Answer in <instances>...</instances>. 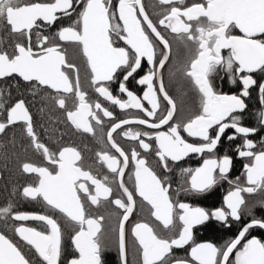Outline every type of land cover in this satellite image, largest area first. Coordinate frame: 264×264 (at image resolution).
I'll use <instances>...</instances> for the list:
<instances>
[{"label": "snow or ice", "instance_id": "obj_1", "mask_svg": "<svg viewBox=\"0 0 264 264\" xmlns=\"http://www.w3.org/2000/svg\"><path fill=\"white\" fill-rule=\"evenodd\" d=\"M156 3L161 10L154 23L143 0H117L116 4L113 0L31 3L0 0V29L16 38L11 50L0 47V80L18 77L33 95L42 88L50 90L45 98L64 110L66 120L77 131L94 135L92 121L96 125H101L104 118L113 121L107 132V145L118 156L104 150L96 153L100 164L113 174L111 178L107 175L99 178L91 169H85L82 154L76 148L64 147L56 153L42 143L25 100H16L6 107L10 87L0 88V112H6V118L0 121V134H6L13 125H21L30 146L51 165V168L31 162L21 165L23 173L38 178L36 184L23 187L22 195L41 202L53 213H20L8 203L0 206V220L40 223L41 228L19 224L14 231L43 264H61L65 256L64 230L56 213L71 230L72 251L66 264H106L107 218L87 211V206L99 207L102 201L119 210L115 212L117 223L113 229L119 264H264V242L253 237L241 244L250 230L264 229V218L253 216L243 224L238 236L223 247L196 243L193 239V230L210 221L231 227L246 212L251 215L244 194L264 196V149L255 151L257 145L249 138L260 128L244 126L240 115L247 108L244 98L257 86L252 74H264V0H204L191 5L185 0H156ZM66 18V26L57 24ZM54 27L57 30L52 35L42 31ZM234 30L242 35L233 34ZM167 32L189 50L187 60L172 75L179 73L200 96L199 112L179 123L174 122L177 105L163 75L172 53ZM69 43L80 49L86 62L90 86L98 94L95 101L89 100L82 89L77 65L67 59L63 45ZM225 49L226 57L222 54ZM145 66L147 71L137 78L136 74ZM221 72L233 84H241L239 95L216 91L213 77ZM129 79L144 87L142 96L129 90ZM117 82L118 92L127 99L111 91V84ZM258 92L264 105V82L258 85ZM70 97L72 109L67 107ZM105 102L121 111L137 110L142 117L117 122ZM257 119L264 128V110L259 111ZM127 125L156 131L125 130ZM164 126L167 129L161 130ZM228 129L234 131L227 140L241 139L235 151L239 158L248 161L243 165V184L239 177L235 181L229 178L233 159L228 155L213 156L204 159L200 167L181 170L186 177L184 191L192 194H206L221 181L233 185L223 198V207L212 211L174 201L168 178L158 175L137 150L153 153L164 171L171 172L170 162L178 164L190 154L214 153ZM114 133L135 142L130 153L116 142ZM182 133L196 142H189ZM100 142L103 143L102 138ZM130 164L134 165V191L124 181ZM117 182L120 194L114 195L112 185ZM136 196L148 208L152 222L138 221L129 228L126 226L136 208ZM259 206L264 208V200ZM186 246H190L187 257L174 253V249ZM233 255L234 259H230ZM0 264H32V261L16 243L0 233Z\"/></svg>", "mask_w": 264, "mask_h": 264}, {"label": "flooded vegetation", "instance_id": "obj_2", "mask_svg": "<svg viewBox=\"0 0 264 264\" xmlns=\"http://www.w3.org/2000/svg\"><path fill=\"white\" fill-rule=\"evenodd\" d=\"M25 3L31 2H46V0H24ZM193 2H204V0H185L187 5H191ZM117 0H113V4H116ZM146 11L153 22H157L160 18L157 13L160 12L161 6L157 5L156 0H143ZM58 25L66 26L68 19L58 21ZM57 29H43L44 34L52 35ZM35 31V30H34ZM233 34L242 35L239 30H234ZM171 46L172 53L168 64L163 70L164 81L166 88L175 100L177 105V111L174 117V122H184L193 115L197 114L200 110V96L195 88L179 73L173 76L177 66L184 63L189 56V50L181 43L173 39V34L167 32ZM14 37L8 35V33L0 29V47L11 50V45L15 42ZM35 41V36H33ZM63 43V42H61ZM122 45V42H121ZM123 46V45H122ZM66 50L67 59L77 65L80 74V82L82 89L88 93V99L95 101L98 94L95 93L90 86L88 79V70L86 62L80 52V49L73 44H64ZM225 57L228 54V50H223L222 53ZM147 71L145 66L136 75L137 78L144 75ZM119 75V74H118ZM253 77L257 80V86L250 89V96L244 98L247 108L244 113H241L243 119L242 124L249 127L260 128L253 136L249 137L252 139L257 147L255 151L264 149V128H261L257 119L258 113L264 110V105H261L258 85L264 82V74L253 73ZM213 84L217 92L225 95L236 94L239 95L241 91V84L237 82L233 84L228 77L223 73H219L218 76L213 77ZM10 87L11 95L7 96V106L13 104L16 100L24 99L26 106L28 107L32 118L34 129L42 143H44L51 151L58 153L64 147H74L82 154L81 163L85 169H91L92 172L98 175L99 178H103L104 175L112 177L107 167L101 165L96 157V153L99 151H110L115 154L114 150L110 149V145H107V132L110 130L113 123L109 118H104L101 125H96L94 121L92 124L95 128V134H87L82 131H77L71 124L66 120L64 110L56 107L51 101L47 100L46 93L50 90L40 89L33 95L32 91L28 86L20 80L18 77L7 78L6 80H0V88L5 86ZM18 85V86H17ZM127 87L134 94L142 96L144 87L136 83L134 79H129ZM111 91L114 95L121 96L123 99H127L126 96L118 92V82L111 84ZM102 100V98H100ZM146 103V102H145ZM105 105L113 112L115 120L125 118L142 117V113L137 110L129 109L121 111L118 107L112 106L110 103L105 102ZM166 106V102L164 104ZM67 107L72 109L73 100L70 97L67 101ZM6 118V112H0V121ZM127 128H133L143 131H156L145 128L139 125H127ZM167 126H164L161 130H166ZM121 130H118V132ZM233 129H228L222 137L219 145L215 149L214 153H204L203 155L190 154L185 159L181 160L178 164H172L171 172H165L162 166L158 163V158L153 153H145L142 149H137L141 155L146 158L149 166L156 171L158 175L166 176L168 183L171 184L170 195L173 196L174 201L188 203L192 207H201L206 211H212L215 208L223 207V198L227 195L228 191L232 189L233 185H230L227 181H221L216 185L210 192L202 195H196L184 191L186 177L182 175L181 170L183 168H196L203 164V160L215 156L216 158H222L224 155H228L233 159V166L229 172V178L236 180L239 177V182L244 183L245 177L243 175V165L248 161L238 157L235 148L242 143L241 139L234 141L227 140V136L233 133ZM182 135L191 143H195L196 140L191 137H187L186 133ZM116 142L128 153L132 147L135 146V142L128 140L122 135L113 134ZM101 138L103 143H101ZM118 156V154H115ZM24 162H31L39 166H47L51 168V165L47 164V161L43 157L34 151L30 146L29 139L24 134L21 125H13L6 130V134H0V206H6L8 203L13 204L14 211L20 213L29 214H53L50 209L46 208L41 202L33 201L29 198H25L22 195V189L28 185H34L38 182V178L35 174H26L21 170V165ZM134 165L130 164L129 168L125 170L124 181L130 191H134V176L132 172ZM113 194L119 193L118 182L112 185ZM178 193V195H176ZM245 195L247 200L248 208L251 210V215L247 212L244 214L243 219L239 222H232L231 227H224L215 221H210L208 225L198 226L193 230V239L196 243H213L217 247H223L231 240L238 236L239 230L243 224L247 223L252 217L264 218V208L259 206L260 202L264 200V196L260 194L249 196ZM136 208L127 222L129 227L138 221L152 222L148 208L141 202V199L136 196ZM88 214L90 215H104L107 219L105 220V238L104 243L106 244V251L104 258L106 264H119V258L116 248V236L113 229L116 227V216L115 212L119 211L115 209L114 205H110L107 202L102 201V205L87 206ZM58 222L61 224L64 230L63 247L65 249V256L62 257L61 264H66V257L71 253V230L68 228L65 219L58 213L55 214ZM23 224L24 226L41 228L39 222L36 221H25V222H13L0 220V233L4 234L7 238L16 243L22 250L23 254L32 261V264H43L42 260L35 254L34 250L28 247L23 241H21L18 235L14 231L16 225ZM162 235H171L167 232H162ZM257 238L261 242H264V229L254 228L250 230V233L246 235L245 240L241 241V244L246 242L247 239ZM131 246V241H130ZM239 247V246H238ZM190 250V246H186L185 249H174V253L181 257H187V252ZM131 259V257H130ZM230 259H234L231 257Z\"/></svg>", "mask_w": 264, "mask_h": 264}]
</instances>
